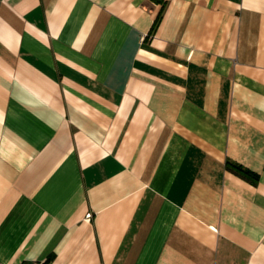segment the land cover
<instances>
[{"label":"crops","instance_id":"0c3cea01","mask_svg":"<svg viewBox=\"0 0 264 264\" xmlns=\"http://www.w3.org/2000/svg\"><path fill=\"white\" fill-rule=\"evenodd\" d=\"M0 262L264 264V0H0Z\"/></svg>","mask_w":264,"mask_h":264},{"label":"trees","instance_id":"16d2710c","mask_svg":"<svg viewBox=\"0 0 264 264\" xmlns=\"http://www.w3.org/2000/svg\"><path fill=\"white\" fill-rule=\"evenodd\" d=\"M157 20H158V16L154 20V24L157 22ZM226 166H227V169L233 171L234 173L238 174L239 176H241L247 180H250L253 182H255L257 180V175L255 173H253L249 169L243 167L242 165H240L236 162L227 161Z\"/></svg>","mask_w":264,"mask_h":264},{"label":"built area","instance_id":"2783aa9c","mask_svg":"<svg viewBox=\"0 0 264 264\" xmlns=\"http://www.w3.org/2000/svg\"><path fill=\"white\" fill-rule=\"evenodd\" d=\"M0 264H2L1 262H0ZM27 264V263H26ZM31 264H39L38 262H34V263H31Z\"/></svg>","mask_w":264,"mask_h":264}]
</instances>
